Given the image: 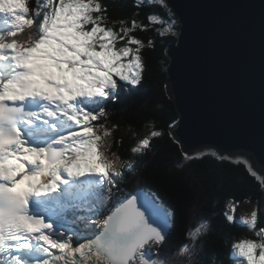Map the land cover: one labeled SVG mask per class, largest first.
<instances>
[{
  "label": "snow or ice",
  "instance_id": "obj_1",
  "mask_svg": "<svg viewBox=\"0 0 264 264\" xmlns=\"http://www.w3.org/2000/svg\"><path fill=\"white\" fill-rule=\"evenodd\" d=\"M134 6L160 7L167 19L112 20L102 0H0V264H206L210 220L164 253L171 210L150 191L116 196L133 161L111 150L118 125L109 127L107 105L143 80L145 42L132 33L159 26L174 37L180 20L166 0ZM162 135L151 124L132 132L130 154L145 156ZM211 155L242 164L264 193L247 159ZM238 203L226 202L230 226ZM262 219L259 201L239 217L246 233L230 241L229 264H264Z\"/></svg>",
  "mask_w": 264,
  "mask_h": 264
},
{
  "label": "water",
  "instance_id": "obj_2",
  "mask_svg": "<svg viewBox=\"0 0 264 264\" xmlns=\"http://www.w3.org/2000/svg\"><path fill=\"white\" fill-rule=\"evenodd\" d=\"M180 17L166 89L187 154L213 148L264 177V0H166Z\"/></svg>",
  "mask_w": 264,
  "mask_h": 264
},
{
  "label": "trees",
  "instance_id": "obj_3",
  "mask_svg": "<svg viewBox=\"0 0 264 264\" xmlns=\"http://www.w3.org/2000/svg\"><path fill=\"white\" fill-rule=\"evenodd\" d=\"M102 2L107 5L108 15L112 20L124 19L130 23L134 12L139 13L135 19L144 24L148 23L146 17L149 12H157L167 19V14L162 8H136L134 0ZM119 26L117 24L115 27ZM179 26L178 21L176 31ZM156 27L159 26L132 33L145 42L142 55L146 71L138 86L123 90L119 99L108 107L109 127L118 125L114 132V141L119 143L114 142L111 150L122 159L133 161L132 170L128 171L125 180L118 184L116 196L123 197L143 188L170 205L174 214V226L163 248L165 253L170 252L184 239L189 227H193L201 219L210 220L211 228L204 238L201 256L206 264H213V260L217 264L221 261L223 264H229L230 241L240 238L246 230L238 223L237 216V222L232 226L226 222L223 215L226 202L239 201V205L248 199L249 205L259 201L264 207V193L261 192L259 181L248 174L242 164L216 160L211 155L213 151L224 155L217 150L194 152L189 155H204L198 159L184 160L180 144L175 142L176 139L173 140V134L169 135V126L176 123L178 113L166 89V67L169 64L166 47L176 43L178 35L160 37L155 31ZM149 38L154 41V47L147 46ZM150 124L155 130L163 132L162 137L152 141L153 147L145 156L132 157L129 152L130 146L135 142L132 132L143 135L149 130ZM260 226H264V219L261 220ZM226 240L229 245H226Z\"/></svg>",
  "mask_w": 264,
  "mask_h": 264
},
{
  "label": "rangeland",
  "instance_id": "obj_4",
  "mask_svg": "<svg viewBox=\"0 0 264 264\" xmlns=\"http://www.w3.org/2000/svg\"><path fill=\"white\" fill-rule=\"evenodd\" d=\"M177 122V121H176ZM176 124V123H175ZM174 124V125H175ZM264 171V169H263ZM253 205H249L248 203H241L237 206V211L236 213L240 217L241 215L245 214L247 211H249L252 208Z\"/></svg>",
  "mask_w": 264,
  "mask_h": 264
},
{
  "label": "clouds",
  "instance_id": "obj_5",
  "mask_svg": "<svg viewBox=\"0 0 264 264\" xmlns=\"http://www.w3.org/2000/svg\"><path fill=\"white\" fill-rule=\"evenodd\" d=\"M178 120V119H177ZM205 149H213V148H205ZM214 150H216V149H214ZM218 151V150H217ZM221 154H224V155H228V156H230V157H241V156H234V155H229V154H226V153H221ZM251 163V162H250ZM251 165H252V163H251ZM255 170V169H254ZM256 171V170H255Z\"/></svg>",
  "mask_w": 264,
  "mask_h": 264
}]
</instances>
